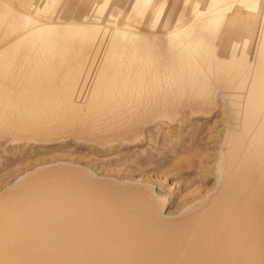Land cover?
<instances>
[{
	"label": "bare ground",
	"instance_id": "obj_1",
	"mask_svg": "<svg viewBox=\"0 0 264 264\" xmlns=\"http://www.w3.org/2000/svg\"><path fill=\"white\" fill-rule=\"evenodd\" d=\"M66 2L0 0V132L127 136L181 104L212 115L219 91L220 180L169 221L83 175L5 193L0 212L66 264H264V0H132L126 16Z\"/></svg>",
	"mask_w": 264,
	"mask_h": 264
},
{
	"label": "rangeland",
	"instance_id": "obj_2",
	"mask_svg": "<svg viewBox=\"0 0 264 264\" xmlns=\"http://www.w3.org/2000/svg\"><path fill=\"white\" fill-rule=\"evenodd\" d=\"M75 1L63 0V11L67 7L66 12L79 15L78 7L76 11L72 8ZM131 1L109 0L107 6L111 4V11L126 16ZM188 1L170 3L183 5ZM214 96L212 115L195 113L190 105L181 104L150 113L149 121L127 136L113 134L100 139L63 133L57 139L36 140L0 132V198L16 193L10 198L18 199L30 194L33 184L54 177L76 180L83 175L87 181L117 188L116 192L135 191L150 197L165 220L178 218L213 192L220 180L222 133L228 127L229 115L223 94L215 91ZM13 223L0 212V264L68 263L59 258L63 255L60 251L49 255L38 251L37 238Z\"/></svg>",
	"mask_w": 264,
	"mask_h": 264
}]
</instances>
